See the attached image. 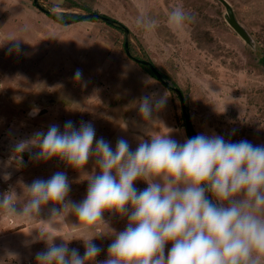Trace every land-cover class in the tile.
<instances>
[{"label":"rangeland","instance_id":"rangeland-1","mask_svg":"<svg viewBox=\"0 0 264 264\" xmlns=\"http://www.w3.org/2000/svg\"><path fill=\"white\" fill-rule=\"evenodd\" d=\"M70 1L38 3L48 11L86 13L70 6ZM74 1L128 28L127 37L135 51L142 55L143 49L156 68L169 74L181 89L196 135H220L226 141L264 145V0H225L250 43L227 23L225 6L219 0ZM176 6H183L194 17L179 30L168 24L169 12ZM141 17L144 25L137 24ZM123 38L122 32L100 19L64 23L32 0H0V198L9 195L17 214L26 202V188L57 172L67 175L68 201L81 203L86 198L89 181L65 161L37 159L40 149L35 145L23 153L15 152L17 143L33 139L37 132L46 133L53 124L63 131L67 121L77 128L81 122H90L96 139L117 143L116 137L130 138L132 129L140 131L148 124L139 113L141 99H158L167 93L166 105L154 111L160 119L159 132L167 131L178 143L189 139L179 98L171 96L165 85L124 53ZM12 40H20L18 54L9 53L17 43ZM141 58L145 59L144 55ZM77 70L82 73L80 80L72 78ZM92 77L97 81L102 77L99 82L105 89H88L91 84L99 86ZM142 136L146 138L145 132ZM85 172L99 174L94 159L88 161ZM147 186L142 180L135 183L139 191ZM53 207L60 206H43L37 221L10 219L0 211V264H37V254L48 247L45 240L38 239L39 229L64 237L82 235L74 213H69L63 223L54 222L58 230L53 229L47 223ZM103 219L110 231L92 241L101 249L94 264L108 259L115 234L128 225L127 216L114 211H105ZM54 243L66 242L57 236ZM67 243L84 255L82 239ZM170 247L166 246V255Z\"/></svg>","mask_w":264,"mask_h":264},{"label":"clouds","instance_id":"clouds-1","mask_svg":"<svg viewBox=\"0 0 264 264\" xmlns=\"http://www.w3.org/2000/svg\"><path fill=\"white\" fill-rule=\"evenodd\" d=\"M193 20L183 6L172 8L168 15L175 30ZM137 24H145L143 17ZM12 41L17 43L9 53L18 54L20 40ZM81 77L77 70L75 79ZM166 103L167 93L158 99L145 96L139 113L151 124L153 112ZM149 135L150 140H141L135 150L125 139L113 148L103 138L96 139L90 122L77 128L67 121L63 131L53 124L46 133L37 132L33 139L15 145L18 154L30 145L38 146L37 159L59 158L89 181L81 203L67 200L70 184L63 172L28 186L20 214L9 195L0 198V211L10 219L37 221L49 203L60 206L50 210L52 219L47 223L53 229L58 230L53 223H63L69 213L78 218L79 236L39 229L38 239L48 247L37 254V264H94L101 249L92 241L110 231L103 219L105 211L127 216L128 225L115 234L102 264H264V145L226 141L220 135L199 134L184 143L167 131ZM90 159L99 174L85 172ZM138 180L148 185L143 191L135 187ZM57 236L66 243L55 244ZM74 238L85 242L83 256L69 248L67 242Z\"/></svg>","mask_w":264,"mask_h":264},{"label":"water","instance_id":"water-1","mask_svg":"<svg viewBox=\"0 0 264 264\" xmlns=\"http://www.w3.org/2000/svg\"><path fill=\"white\" fill-rule=\"evenodd\" d=\"M221 1L224 6H225V13H224V18L227 21V23L240 35L241 38H243L246 42L250 43V38L249 35L247 34L246 30L243 28V26L237 21V19L235 18L232 8L230 7V5L225 1V0H219ZM33 3L37 6H39L42 10H44L47 14H49L48 10H45L43 7H41L38 3V0H33ZM51 17L53 19H55L56 21L59 22H64V23H70V22H75V21H79V20H83V19H88V18H96V19H100L102 21H104L105 23L111 24V25H117L119 26L123 33H124V48L126 51L127 55H131L129 48H128V33L129 30L125 25H120L119 21L109 17L107 15L98 13V12H87L84 14H81L80 16L71 19V20H62L59 19L58 17H56L55 15L51 14ZM134 60L138 63H143L147 66L150 67V69L153 71V74L155 75V77L161 82L163 83V85H167L169 86L177 95L180 101V106H181V111H182V115L184 117V121H185V128H186V132L188 137H192V125H191V120L190 117L187 113V107L186 104L184 102V97H183V93L181 91V89H179L176 86H173L169 83L168 80H166L164 78V76L160 73V71L158 69H156V67L149 61L142 59V58H134Z\"/></svg>","mask_w":264,"mask_h":264},{"label":"trees","instance_id":"trees-1","mask_svg":"<svg viewBox=\"0 0 264 264\" xmlns=\"http://www.w3.org/2000/svg\"><path fill=\"white\" fill-rule=\"evenodd\" d=\"M32 2H33V0H32ZM71 3H70V6H76V7H80V8H82L86 13L87 12H96V11H92L91 10V8H89L88 6H86V5H79V3L78 2H76V1H74V0H72V1H70ZM50 13L51 14H53V15H55L56 17H58L59 19H62V20H71V19H74V18H76V17H78V16H80L81 14L80 13H74V12H68V11H64V12H62V11H49V16L51 17V15H50ZM85 20H89V21H96L97 19L96 18H88V19H85ZM108 24V23H107ZM119 24L120 25H122V23L121 22H119ZM109 26H111V27H113V28H115V29H117L118 31H120V32H122L121 30V28L119 27V26H117V25H111V24H108ZM123 42H122V49H123V51H124V53L126 54V51H125V48H124V38H123V40H122ZM128 48H129V51H130V54L131 55H128L130 58H132V59H134V58H141V56H143L144 55V58H145V60H147V61H149V62H151L154 66H155V64H154V62L151 60V58H149V56L146 54V52L143 50V49H141V51H142V55H140L139 54V52L138 51H135V49H134V46H133V44L131 43V41L130 40H128ZM139 64V66H141L143 69H145L154 79H156V80H158L156 77H155V75L153 74V71L150 69V67L149 66H147V65H145V64H143V63H138ZM156 67V66H155ZM157 69V68H156ZM158 70L160 71V73L164 76V78L166 79V80H168L169 81V83L171 84V85H173V86H176L177 84L173 81V79L170 77V75L169 74H167L165 71H163V70H161V69H159L158 68ZM163 84V83H162ZM166 87H167V89H168V91L170 92V94H171V96H173V95H175L176 93L169 87V86H167V85H165ZM177 95V94H176ZM177 97H178V95H177ZM183 97H184V95H183ZM184 102H185V104H186V106H187V101H186V98L184 97ZM182 118H183V120H184V117H183V115H182ZM184 126H185V121H184V124H183ZM195 136H197L196 135V133H195V131H194V129H192V137H195ZM191 137V138H192ZM189 139H190V137H188Z\"/></svg>","mask_w":264,"mask_h":264},{"label":"crops","instance_id":"crops-1","mask_svg":"<svg viewBox=\"0 0 264 264\" xmlns=\"http://www.w3.org/2000/svg\"><path fill=\"white\" fill-rule=\"evenodd\" d=\"M112 56H116V55H113L112 54ZM117 57V56H116ZM108 58V57H107ZM118 59H119V57H117ZM126 61L123 59V61H122V63H124V64H126L125 63ZM128 64V63H127ZM129 65V64H128ZM125 66V65H124ZM130 66V65H129ZM138 70V69H137ZM140 70V69H139ZM138 70V72L140 73V71ZM105 72H109L110 73V70H108V69H105ZM94 75V74H93ZM72 78H75V76L74 77H72ZM99 80H103V78L102 77H99L98 78ZM99 80L97 81V78H94V77H92V81L93 82H96L97 81V83H99V86H97L96 87V85L94 86V85H92L91 84V86L88 88V89H105V86L103 85V84H101L100 82H99ZM90 81H91V79H90ZM91 81V82H92ZM155 81V80H154ZM154 81H152V82H154ZM158 81V80H157ZM156 82V81H155ZM157 83V82H156ZM93 87V88H92ZM108 88V87H107ZM115 89H116V87H114ZM114 88H112V89H114ZM111 89V88H110ZM91 94H93L92 92H90V93H88V95H90L91 96ZM159 125H160V119H159V116H158V114H156L155 112H153V122L151 123V124H147V125H144V127L145 128H140V131H136V132H134V130L132 129V131H130V138H127V137H125V136H123V137H116L117 138V141L119 140V139H125V140H127L128 141V143H129V145H130V148L132 149V150H135L137 147H138V145H139V143H140V141L141 140H145V141H148V140H150V135H149V132H151L152 130V132H159L160 130L158 129L159 128ZM118 129H121V127L120 126H118ZM152 129V130H151ZM124 130V129H123ZM120 131V130H119ZM127 132H129V131H127ZM143 132H145V134H146V138L145 137H143L142 136V134H143ZM126 134V133H125ZM107 142H109L110 144H111V146L113 147V148H115V145H116V141L115 140H113V139H107Z\"/></svg>","mask_w":264,"mask_h":264},{"label":"flooded vegetation","instance_id":"flooded-vegetation-1","mask_svg":"<svg viewBox=\"0 0 264 264\" xmlns=\"http://www.w3.org/2000/svg\"><path fill=\"white\" fill-rule=\"evenodd\" d=\"M122 31V30H121ZM122 33H123V31H122ZM124 34V33H123ZM159 81V80H158ZM160 82V81H159Z\"/></svg>","mask_w":264,"mask_h":264}]
</instances>
